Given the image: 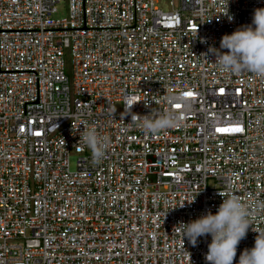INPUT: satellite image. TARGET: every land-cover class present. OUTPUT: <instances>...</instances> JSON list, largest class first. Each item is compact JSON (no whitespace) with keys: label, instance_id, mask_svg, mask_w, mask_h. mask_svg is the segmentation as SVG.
<instances>
[{"label":"built area","instance_id":"1","mask_svg":"<svg viewBox=\"0 0 264 264\" xmlns=\"http://www.w3.org/2000/svg\"><path fill=\"white\" fill-rule=\"evenodd\" d=\"M260 7L0 0V264H207L210 237L192 246L178 225L230 195L250 212L236 264L264 232V78L221 74L203 53ZM129 98L175 126L144 135L121 116ZM88 128L110 140L99 163Z\"/></svg>","mask_w":264,"mask_h":264},{"label":"clouds","instance_id":"2","mask_svg":"<svg viewBox=\"0 0 264 264\" xmlns=\"http://www.w3.org/2000/svg\"><path fill=\"white\" fill-rule=\"evenodd\" d=\"M228 18L231 20L230 16ZM225 49L227 51H221ZM209 54L215 58L212 63L221 74L239 76L247 72L264 78V7L254 9L249 24L224 34L219 48L209 46L207 52L203 53L204 58ZM181 100L182 97H168L170 104H178ZM133 104L129 98V107L121 116L130 115L128 123L146 136L157 135L174 127L177 122V114L171 111L155 114L152 109L147 115L132 113L130 106ZM80 140L90 151L93 163L102 161L110 146L109 137L99 135L94 128L83 129ZM194 199L187 202L190 204ZM183 205L184 202L179 207ZM249 217L248 206L236 195H230L223 198L215 213L207 211L178 226L182 241L186 239L192 246L197 245L198 239L210 237L204 256L207 264H233L237 245L245 238L251 225ZM256 233L253 246L240 252L236 264H264V232Z\"/></svg>","mask_w":264,"mask_h":264},{"label":"rangeland","instance_id":"3","mask_svg":"<svg viewBox=\"0 0 264 264\" xmlns=\"http://www.w3.org/2000/svg\"><path fill=\"white\" fill-rule=\"evenodd\" d=\"M154 2L156 7L165 13H169L170 11H172V9L177 8V0H154ZM66 15H67V6L65 2H62L61 4L57 5V14L55 15V18L66 17ZM75 159H76L75 155L70 154L69 167L71 171L75 169L74 166Z\"/></svg>","mask_w":264,"mask_h":264},{"label":"snow or ice","instance_id":"4","mask_svg":"<svg viewBox=\"0 0 264 264\" xmlns=\"http://www.w3.org/2000/svg\"><path fill=\"white\" fill-rule=\"evenodd\" d=\"M221 91H223V90H221ZM185 95L191 97L192 93H186ZM177 107H179V105H177ZM219 131H224V130L219 129ZM231 131L239 132V131H241V128L237 126V127L232 128Z\"/></svg>","mask_w":264,"mask_h":264}]
</instances>
